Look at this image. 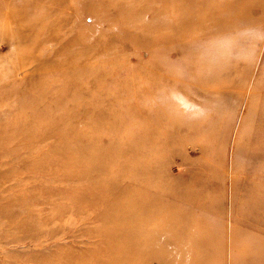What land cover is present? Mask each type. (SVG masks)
<instances>
[{"label":"rangeland","instance_id":"1","mask_svg":"<svg viewBox=\"0 0 264 264\" xmlns=\"http://www.w3.org/2000/svg\"><path fill=\"white\" fill-rule=\"evenodd\" d=\"M0 264H264V0H0Z\"/></svg>","mask_w":264,"mask_h":264},{"label":"bare ground","instance_id":"2","mask_svg":"<svg viewBox=\"0 0 264 264\" xmlns=\"http://www.w3.org/2000/svg\"><path fill=\"white\" fill-rule=\"evenodd\" d=\"M261 223V222H260Z\"/></svg>","mask_w":264,"mask_h":264}]
</instances>
